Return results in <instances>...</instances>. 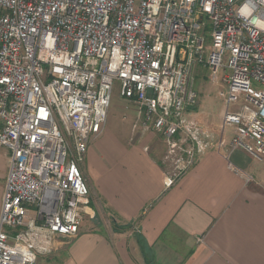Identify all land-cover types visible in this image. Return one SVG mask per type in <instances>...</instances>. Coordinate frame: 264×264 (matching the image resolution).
<instances>
[{"label": "built area", "instance_id": "built-area-1", "mask_svg": "<svg viewBox=\"0 0 264 264\" xmlns=\"http://www.w3.org/2000/svg\"><path fill=\"white\" fill-rule=\"evenodd\" d=\"M198 70L221 88L228 155L261 161L264 0H0V264H38L77 237L80 166L114 82L167 148L175 185L214 141L196 120Z\"/></svg>", "mask_w": 264, "mask_h": 264}, {"label": "crops", "instance_id": "crops-1", "mask_svg": "<svg viewBox=\"0 0 264 264\" xmlns=\"http://www.w3.org/2000/svg\"><path fill=\"white\" fill-rule=\"evenodd\" d=\"M210 84L220 99L219 84ZM200 87L196 120L213 133L210 148L166 188L145 131L92 137L80 166L89 194L79 233L56 239L38 264H146L145 255L150 264H264V158L228 155L233 131L220 127L223 104L215 116ZM8 158L0 148V209Z\"/></svg>", "mask_w": 264, "mask_h": 264}, {"label": "rangeland", "instance_id": "rangeland-1", "mask_svg": "<svg viewBox=\"0 0 264 264\" xmlns=\"http://www.w3.org/2000/svg\"><path fill=\"white\" fill-rule=\"evenodd\" d=\"M205 73L206 72L203 70L197 71L195 75V90H200L202 88L200 86L206 87L205 90L209 93L207 95L206 106H208V108L210 109L209 111H211L216 116L219 107L221 104H223V102L217 98V89L213 87L209 81H207V73ZM198 97V104L200 105V109H203V102L201 96L198 95ZM206 106L205 110H208L206 109ZM138 115V108L134 100L129 101L120 97V85L117 82H114L111 90L110 103L106 111V120L103 131L105 130L108 136L115 137L116 139L128 137L134 124L138 123L135 130L136 132L142 129L139 125V121L137 120ZM147 132L142 135L148 137L147 140L150 145L151 153L163 167L165 173H170L172 170L171 161L166 160L165 158L167 148L162 143L161 139L157 134L152 131ZM70 148V150H72V147ZM41 259L43 258H39V260Z\"/></svg>", "mask_w": 264, "mask_h": 264}, {"label": "trees", "instance_id": "trees-1", "mask_svg": "<svg viewBox=\"0 0 264 264\" xmlns=\"http://www.w3.org/2000/svg\"><path fill=\"white\" fill-rule=\"evenodd\" d=\"M145 261H146V264H150V261L147 259V256L145 255Z\"/></svg>", "mask_w": 264, "mask_h": 264}]
</instances>
